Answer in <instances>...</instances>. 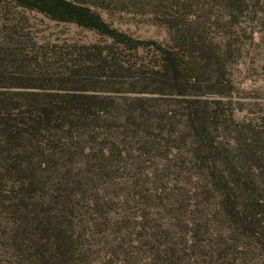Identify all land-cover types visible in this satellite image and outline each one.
I'll return each mask as SVG.
<instances>
[{"label": "trees", "instance_id": "16d2710c", "mask_svg": "<svg viewBox=\"0 0 264 264\" xmlns=\"http://www.w3.org/2000/svg\"><path fill=\"white\" fill-rule=\"evenodd\" d=\"M8 1L110 41L45 68L46 57L27 64L0 47V218L11 217L12 246L38 264H79L95 236L133 243L138 224L112 217L98 184L121 166L149 158L158 171L177 157L183 186L168 200L178 215L142 236L149 264H264V125L235 128L227 48L193 22L162 45L118 32L76 0ZM123 250L119 264L133 258Z\"/></svg>", "mask_w": 264, "mask_h": 264}, {"label": "rangeland", "instance_id": "374dc122", "mask_svg": "<svg viewBox=\"0 0 264 264\" xmlns=\"http://www.w3.org/2000/svg\"><path fill=\"white\" fill-rule=\"evenodd\" d=\"M76 1L91 8L118 32L135 40L162 45L169 44L174 29H187L190 22L195 23L199 35L221 51L224 47L229 51L225 80L227 88L232 91L228 110L233 114L235 128L248 124L264 125V0ZM109 43L108 39L93 31L70 23L54 22L38 12L0 0V47L14 46L20 54L26 55L20 59L27 64L36 58L40 61L43 56L47 59L42 67L45 68L46 63L57 67L56 63L61 60L55 55H66L74 47H103ZM216 96L204 94L203 98L215 99ZM259 131L264 137V128ZM174 160L178 161L177 157L169 164L154 161L158 165H169L156 171L151 159L146 158V162H140L130 170L121 166L118 178L112 181L101 180L98 197L110 203L112 217H122L131 228L138 224L131 238L135 241L129 244L128 240H122L123 237L119 238L121 241L116 240L109 232L95 236L90 241L88 255L80 257L79 264H119L123 249L133 253V258L129 256L127 263L120 264H149L147 247L143 246L146 240L142 236L158 225L174 224L172 218L178 215L169 213L172 202L168 200L172 192L183 186L180 180L175 181L174 165L178 162ZM10 221L11 217L7 215L0 218V264H38L28 247L23 245L22 251L17 250L7 240L12 234H8L10 227L7 230L4 227ZM3 231L7 234V242L1 239ZM107 244L118 249L117 255L103 247Z\"/></svg>", "mask_w": 264, "mask_h": 264}]
</instances>
